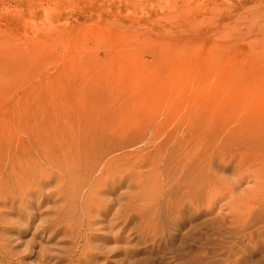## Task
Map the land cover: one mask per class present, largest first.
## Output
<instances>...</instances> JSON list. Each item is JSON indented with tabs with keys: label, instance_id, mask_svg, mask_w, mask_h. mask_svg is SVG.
Segmentation results:
<instances>
[{
	"label": "rangeland",
	"instance_id": "1",
	"mask_svg": "<svg viewBox=\"0 0 264 264\" xmlns=\"http://www.w3.org/2000/svg\"><path fill=\"white\" fill-rule=\"evenodd\" d=\"M0 148L3 262L264 264V0H0Z\"/></svg>",
	"mask_w": 264,
	"mask_h": 264
},
{
	"label": "bare ground",
	"instance_id": "2",
	"mask_svg": "<svg viewBox=\"0 0 264 264\" xmlns=\"http://www.w3.org/2000/svg\"><path fill=\"white\" fill-rule=\"evenodd\" d=\"M23 149L19 150H5L0 148V206H6L8 204L14 206L16 202H19V206L30 205L26 200L31 196L37 194L36 184H34V179L28 174V172L23 171L22 160L23 157L18 155L23 153ZM79 151V149H77ZM5 155H9L7 162L3 159ZM39 179H43L41 184L38 186L48 185L49 182L47 178L51 177L49 174L46 178L42 176H37ZM60 184H63V180H59ZM47 197L45 200H47ZM23 207V206H22ZM21 210V207L18 211ZM7 257L13 258L10 252H3ZM61 261V260H60ZM58 261V264L60 263ZM0 264H16L10 260V262H3L0 257Z\"/></svg>",
	"mask_w": 264,
	"mask_h": 264
}]
</instances>
